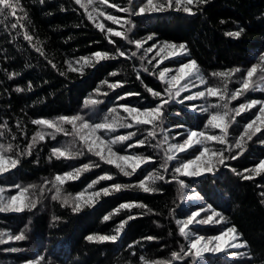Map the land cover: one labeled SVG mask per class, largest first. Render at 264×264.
<instances>
[{
	"label": "trees",
	"instance_id": "1",
	"mask_svg": "<svg viewBox=\"0 0 264 264\" xmlns=\"http://www.w3.org/2000/svg\"><path fill=\"white\" fill-rule=\"evenodd\" d=\"M144 2L133 0V7ZM109 3L128 6V0H109ZM18 4L17 17L24 27L10 28L12 23L17 22L11 16L0 23V125L4 122L8 125L7 129L0 127V132H4L0 136V143L14 145V151L9 155L25 149L37 131L54 133V129L33 124L34 119L56 120L60 116L81 115L89 123H103L106 119L111 122L118 114L121 123L131 122L126 119L121 105L140 109L155 107L159 101L146 90L145 85L162 92L166 85L158 74L163 68L177 67L194 59L209 80H219L211 76L213 72L239 68L241 71L231 77L235 90L241 87L251 67L257 66L260 75L261 69H264L261 61V57H264V0H208L193 7L195 15L173 7L153 14L146 12L129 16L110 8L123 21L132 20L135 26L128 33L131 39L146 40L148 36H153L141 49L117 36L111 37L114 44L109 43L107 33L95 27L87 18L84 8L75 0H44L43 3L40 0H18ZM128 27L130 25L124 24L121 32H126ZM241 28L244 31L239 38L227 35ZM25 32L32 36L31 42L24 39ZM164 42L177 46L184 44L187 51L181 60L168 61L162 68L148 63V52L144 48ZM37 48L42 49L43 55L36 51ZM117 49L126 55L119 57ZM98 51L117 58L99 63L93 61L94 66H85L82 72L69 70V61L78 68L77 60L91 57ZM132 52H136L135 57L131 55ZM142 56L144 59H141ZM144 68L149 71L145 72ZM113 72L117 75H110ZM12 73L16 75L10 79ZM105 80L109 83L119 81L123 86L111 89L102 83ZM17 88L24 91L18 92ZM129 92L139 95L126 96ZM87 99H96L101 103L86 107L84 102ZM253 99L264 100V92L250 90L238 105ZM186 105L187 102L180 103L178 100L165 105L162 124L165 131L157 129V136L148 137L143 147L130 148L128 145L145 139L152 129L151 125L117 127L115 131L102 132L108 139L136 133L131 140L115 144L120 153L153 158L133 175L125 176L115 165L89 152L83 142L71 134L70 124L62 125L69 132L68 135L55 133V139L51 135L46 136L45 140L35 145L31 156L20 157L16 168L0 174V189H6L10 196L18 194L17 185L21 188L29 185L44 188L42 194L39 188L30 189L28 193L33 199L39 197L35 208L23 212H0V232L12 236L23 232L26 236V239L19 241L8 240L7 235L4 236L6 242L0 244V264H35L36 261L40 264H144L141 257L147 261L169 260L172 252L179 251L181 245L187 248L190 243L189 239L179 234L176 221L186 219L201 207L208 209V206L219 212L224 222L193 225L190 232L210 237L235 225L249 245L235 251L247 255L236 256L230 250L218 255H206L205 259L186 256L174 264H260L264 260V203L261 202L264 196L260 195L264 192V173L250 180L243 179L237 173H243L244 169L253 168L264 160V143L261 142L264 131L247 142L244 156L230 159L224 164L228 168L223 165L212 174L195 178L175 174L174 168L196 153L194 149H189L170 161L168 171L164 172L160 165L165 160L164 151L168 142L157 148L150 145L162 143L165 135L172 142L183 141L189 131L203 127L207 117L189 112ZM113 108L117 109V113L111 112ZM245 118L237 126L236 135L242 132ZM54 147H68L72 152L82 154L72 159H49ZM237 151L239 149L236 154ZM85 164L92 165L91 169L82 172L78 179L64 183L62 196L92 193L111 188L116 183L135 186L153 172L163 174L165 180L156 181L154 187L159 191L146 193L138 187L123 188L94 198L93 204H84L79 212H73L61 200L51 198L55 195V188L50 182L54 181L56 175L72 172ZM105 174L113 179L102 180L89 187ZM174 176L176 179H173ZM178 180H183L186 187L182 188ZM191 195L198 197L192 199ZM125 203L143 204L147 208L121 209L116 214L115 210ZM205 214H210V210L202 213V217ZM109 215L111 218L105 220L104 217ZM129 216L135 218L128 220L123 230L117 233L121 221ZM89 235H118V238L114 242L97 243L88 241ZM149 236L155 239H145Z\"/></svg>",
	"mask_w": 264,
	"mask_h": 264
},
{
	"label": "snow or ice",
	"instance_id": "2",
	"mask_svg": "<svg viewBox=\"0 0 264 264\" xmlns=\"http://www.w3.org/2000/svg\"><path fill=\"white\" fill-rule=\"evenodd\" d=\"M41 3L44 0H40ZM208 0H145L144 3L139 4L135 8L133 7V0H128L127 7H121L115 3H109V0H98L99 5H108L111 8L117 9V11L128 13L129 16H138L144 14L146 12H162L168 9L175 7L176 10H182L184 12L195 15L193 11V7H198L201 4L207 3ZM75 3L84 8L85 13L87 14V18L95 24V27L98 28L101 32L107 33V38L109 43H115L114 40L111 39L112 36L121 37L124 40H127L129 44H134L137 49H141L148 40H152L153 36H148L146 40H134L128 36V33L132 31L134 28V23L131 19H125L123 21L124 24L130 25L127 28L126 32L116 31L111 27L106 28L103 22H96L97 17L103 16L107 20L112 21L114 24L121 23V19L117 16L111 15L103 10L99 6H97V0H75ZM91 6V11L89 7ZM19 7L18 0H0V23H3L8 16H11L17 22L12 23L10 28L15 29L18 26L24 27V25L19 24V17H17V9ZM27 18L26 15L24 17ZM244 29L241 28L235 32L227 33L228 36L239 38L243 33ZM24 39L29 42L32 41V36L28 35L27 32L24 33ZM157 46L153 45L145 49V52H153L156 50ZM177 49H179L177 51ZM166 50H170L166 53ZM36 51L41 52L43 55V51L41 48H37ZM186 45L180 44L177 46L174 43L164 42L162 46H159L158 50L155 51V56L152 59H155L157 56H160V63L163 60L168 59L170 56L180 55L181 52H186ZM161 53H165V55L161 56ZM117 55L119 57H124L126 53L124 51H120L117 49ZM131 55L133 57L136 56V52H132ZM117 56H114L107 52H95L91 57H81L75 63L80 65V67H74L72 62L69 61V70L70 71H83L85 66H94L93 61L99 63L102 60L107 59H115ZM141 59H144L142 56ZM262 63H264V57H261ZM152 61L149 60L148 63ZM158 66V65H157ZM55 67V65H53ZM144 71H149L148 68H144ZM171 69H163L159 72L158 78L164 82L167 86L165 89L161 91H155L152 88L147 87L145 85L146 90L155 98L158 99L159 103L152 108H146L141 110L140 108L131 107L128 105H121V108L125 113H127V118L131 122L129 123H121L118 114L117 117L114 118L111 122H108L107 119L103 123H89L84 119L81 115L74 116H60L56 120H47V119H34L32 123L42 128L54 129V133H45L44 131H37L35 135L31 139V143H29L25 149L20 151L15 155H9V153H13L14 145L12 143L3 144L0 143V174L8 172L10 169L16 168L20 163V157L24 155L31 156L32 149L35 145L45 140L46 136L51 135L52 139H55V133L63 132L65 135H68L69 132L62 127L63 124H70L72 126V133L74 136H77L80 141L83 142L84 146L87 148L89 152H92L94 155L98 156L101 160L105 161L108 164L115 165L116 168L120 170L125 176L133 175L136 170L143 163H147L153 158L150 156H144L142 154L136 155H121L112 150V146L117 143H123L125 141L131 140L133 136L136 135L135 132H130L127 135H118L112 139L106 140L103 137L96 135L100 130L105 131H115L117 127H126L131 128L135 125H151L152 129L148 131L147 137L145 139L137 140L135 144H129L128 147H143L148 139V137L155 138L157 136V129L163 132L165 129L162 127L163 118H164V108L165 105H168L173 100H176L180 97L181 92H190L191 89L189 87V82H191L192 87H197L198 85L195 81H199L200 85H207V79L201 74L199 65L197 62L192 59L186 63H182L178 69L175 70V74L169 76L168 73L171 72ZM241 71L239 68L229 69L227 71L221 72H213L211 76L217 77L222 81L221 85L217 86H209L206 87L204 91H198L192 93L190 95L184 96L183 99H180L179 102L183 103L185 100L192 101L196 99H201L205 97H217L222 103L215 104L211 107L213 108H221L222 111H214L209 120L208 125L212 128H216L220 130V135H208L204 131H189L187 134V138L183 140L182 143L169 144L168 147L164 151L165 160L160 165V167L164 170V172L168 171V163L170 161L177 159V154L182 152H187L189 149L194 148L198 145H204L207 141H215L221 145H225L226 147L210 150L208 147H204L199 151V154L194 157V159L184 161L179 164V166L174 168V173L179 176H200L204 173H211L216 168L217 165H224L225 161L228 159H238L239 156H242L244 152L247 150L246 144L248 141H251L254 136H257L258 133L264 131V100H256L253 99L247 103L240 104L237 108H230L229 103L231 100H236L240 96H242L245 92L251 90L254 86L253 76L257 73V66L251 67L246 72V76L242 81V85L240 88L236 89L234 92L229 94L228 91V83L230 79L235 73ZM63 75V73H61ZM155 74V73H154ZM16 73L10 74L9 78L11 79L15 76ZM110 75H117V73L113 72ZM140 76L137 74V79ZM261 80H264V69H261ZM106 84L109 88L115 89L118 87H122L121 82L109 83L107 80L102 82ZM31 89V85L29 84V90ZM16 91L22 92L24 89L17 88ZM99 91V89H97ZM107 95V93H104ZM139 95V93H127L126 96ZM125 97H120V99H124ZM85 106L96 105L101 103V101L96 99H87L85 100ZM259 105L257 112L248 123L245 124L242 132L236 138L234 144L229 143L228 140V129L231 127L232 123L235 122V117L240 116L242 113L246 111H250L254 108H257ZM193 108L196 106L193 105ZM203 111L207 112L208 108H203ZM112 113H117V109H111ZM19 127V123L17 124ZM5 129L8 128L7 122H4L3 125H0ZM182 127V126H178ZM87 130V131H86ZM10 131V129H9ZM4 132H0V136H3ZM15 139V136L12 137ZM168 137L164 136L163 142L150 145L154 148L162 147L164 143H167ZM264 143V140L261 141ZM18 147V146H17ZM233 148L239 149L240 151L235 155H225V152L232 153ZM105 149L107 150L105 152ZM82 153H74L68 147H54L51 149V156L56 159L65 158L72 159L76 155H80ZM92 165L85 164L81 168H76L72 172H66L64 174H58L55 176L54 181L52 183L53 188H55V195L51 198L53 200H61L64 206L71 207L73 212H79L84 204L91 205L95 202L94 198H98L101 195L107 196L110 195L112 191H120L123 188L128 187H138L143 192H156L159 191L158 188L154 187L156 181L165 180V176L158 172H153L148 175L144 180H141L138 185H122V184H113L111 188H102L99 191L92 192L87 195V200H85V192H80L75 196H62V186L64 183L70 180L78 179L82 172L89 171ZM130 169V171L128 170ZM235 172V169H233ZM244 172L250 173L249 175H244L243 173H237V175H241L243 179L250 180L253 179L254 176H258L261 173H264V160H261L255 167L250 169H244ZM113 177L111 175H102L97 178V180L93 181L89 187H93L95 184L99 183L102 180H112ZM173 179H176L174 176ZM178 183L181 187H186L183 180H178ZM17 195H13L8 197L7 199L3 197V190L0 189V212H23L25 209L31 210L36 207L39 197L33 199L28 195L30 189H38L41 194L44 191V188H40L37 185H29L27 187H20ZM46 187V186H45ZM264 196V192L260 194ZM83 202V203H81ZM264 203V201H261ZM133 207H143L147 208L146 205L136 204V203H125L121 204L116 210L115 213L118 214L121 209H131ZM210 210V214L202 217V213H205ZM151 211V210H149ZM111 215L105 216V220H109ZM134 216H129L127 219L121 221L119 227L117 228V233L123 230L124 225L128 223V220L134 219ZM219 218V219H217ZM58 219V218H54ZM224 222V218L221 216L219 212L215 210H211V206H208V209L203 207L199 208L196 211L191 212L186 219L177 220L176 223L178 225L179 234L185 239H189L190 243L185 248L184 245L180 246L179 251H174L171 253V259L169 260H156V261H147L143 257L141 260L144 261V264H174L175 261L183 260L186 256H195L200 257L205 252H224L228 249H237V248H247L249 247L248 242L243 240V234L240 233L235 225L227 227L224 231H222L219 235H215L212 237H204V236H196L194 239H191V233L189 231L190 226L193 225H212L219 224ZM8 237V240H24L26 236L23 232L18 235L12 236L10 234L0 232V244L5 243L4 236ZM118 235H89L87 240L90 242L103 243L106 241H116ZM145 239L153 240L155 237H146ZM15 251V249H11ZM234 255L246 256L247 253H234ZM43 259V258H41ZM31 264V262H30ZM35 264H40L39 261H36ZM260 264H264V260L260 261Z\"/></svg>",
	"mask_w": 264,
	"mask_h": 264
},
{
	"label": "rangeland",
	"instance_id": "3",
	"mask_svg": "<svg viewBox=\"0 0 264 264\" xmlns=\"http://www.w3.org/2000/svg\"><path fill=\"white\" fill-rule=\"evenodd\" d=\"M97 6H99L100 8H101V10H103V11H105V12H107V13H109V14H111V15H114V16H117V15H115L114 13H113V11H110L111 9V7H109L108 5H99L98 4V0H97ZM89 10L91 11L92 9H91V6L89 7ZM154 12H152V14H153ZM118 18H120L119 16H117ZM121 19V23H119V24H114L112 21H110V20H107L105 17H103V16H99V17H97V21L96 22H103L104 23V25H105V27L106 28H108V27H111V28H113L114 30H116V31H120L121 32V30H122V28H123V26H124V23H123V18H120ZM163 44H157L156 46H157V48H156V50H158V48H159V46H162ZM144 49H147V48H144ZM156 50H154L153 52H148V56H147V60L149 61V60H151L152 62H151V64H153L154 66H157L158 65V67L159 66H161V68L162 67H165V64H166V62H168V61H171V60H176V59H178V60H181L182 59V56H184L185 55V52H181V54L180 55H176V56H170L168 59H165V60H163V62L162 63H160L159 61H160V59H161V57L160 56H157L155 59H152L153 58V56H155V51ZM179 49H177V51H178ZM170 50H166V53L167 52H169ZM163 55H165V53H161V56H163ZM181 65V64H180ZM180 65L179 66H177V67H171V68H167V69H171L172 71L171 72H169L168 73V75L169 76H171V75H173V74H175V70L176 69H178L179 67H180ZM163 69H165V68H163ZM162 69V70H163ZM161 70V71H162ZM201 72V71H200ZM201 74L207 79V81H208V83H207V85H200L199 84V81H195V83L198 85L197 87H192V85H191V82H189V87H190V89H191V91L190 92H181V94H180V97H178L176 100H178V102H179V100L180 99H183V97L184 96H187V95H190V94H192V93H195V92H198V91H204L205 89H206V87H209V86H217V85H221L222 84V81L219 79V80H209L202 72H201ZM253 82H254V86H253V88L251 89V90H259V91H262V92H264V80H261V75H260V73L259 72H257V73H255L254 74V76H253ZM164 83V82H163ZM165 84V83H164ZM166 85V84H165ZM167 86V85H166ZM228 91H229V94H231L232 92H234L235 91V89H234V87H233V85L231 84V79H230V82L228 83ZM250 91V90H249ZM249 91H247V92H249ZM247 92H245L242 96H240L238 99H236V100H231L230 101V103H229V107L230 108H237V107H239V105H238V102H240L241 101V99L244 97V95L247 93ZM184 102H187V110L189 111V112H195L196 114H199V115H205V116H207L206 117V119H205V123H204V126L203 127H201V128H199L198 130L199 131H204V132H206L208 135H220V130H218V129H216V128H212V127H210L209 125H208V120H209V118H210V116H211V114L214 112V111H222V109L221 108H213V107H211L212 105H215V104H221L222 102L217 98V97H205V98H201V99H196V100H192V101H188V100H185ZM244 103H247V102H242L241 104H244ZM193 105H195L196 107L195 108H193L192 106ZM258 107H259V105L257 106V108H254V109H252V110H250V111H246V112H244V113H242L240 116H237V117H235V122L234 123H232V127H230L229 129H228V140H229V143H231V142H233V143H231V144H234V142H235V138H237L239 135H235L234 134V132H235V130H236V128H237V126H240V124L242 123L241 122V120L243 119V118H245V120H246V123H248L252 118H254V115H255V113L257 112V109H258ZM203 108H208V111L207 112H205V111H203L202 109ZM121 110H123L122 108H121ZM141 110H143V109H141ZM124 112V111H123ZM125 113V112H124ZM126 115H128L127 113H125ZM247 115V116H246ZM245 123V124H246ZM234 124V125H233ZM245 124H243V128H244V126H245ZM206 125V126H205ZM208 125V126H207ZM233 128H234V130H233ZM209 129V130H208ZM211 129H214V130H211ZM198 130H196L197 132H199ZM87 131V130H86ZM104 130H100L98 133H96V135H99V136H101V137H103L104 139H106V140H109L107 137H106V135H103V132ZM232 131H234V132H232ZM188 132V131H187ZM188 134V133H187ZM230 135V136H229ZM235 135V136H234ZM232 139V140H231ZM168 143H167V145H166V147H168V145L169 144H176V143H182L183 141H181V140H178L177 142H172V141H170V140H168L167 141ZM209 144V145H208ZM208 147L210 150H217V149H221V148H224L225 147V145H219L217 142H215V141H207V143L206 144H204V145H198V146H195L194 148H192L191 150H193L194 149V151H196V153H194V155L190 158V159H187V160H191V159H194V157L196 156V155H198L199 154V151L200 150H202L204 147ZM220 146V147H219ZM210 147H212V148H210ZM213 147H215V148H213ZM234 150L232 151V153H230L231 155L233 154L234 155V153L236 152V150H238V149H235V148H233ZM112 150L114 151V152H117V153H119V154H121V155H133V154H124V153H120V152H118L117 150H116V147H115V145H113L112 146ZM107 150L105 149V152H106ZM188 153H191V151L190 152H188ZM229 153L228 152H225V155H228ZM229 154V155H230ZM178 155V154H177ZM187 160H184V161H187ZM228 160H230V159H228ZM228 160H226L225 161V163L228 161ZM174 161V160H173ZM183 161V162H184ZM176 162V161H175ZM178 163L180 162V161H177ZM182 163V162H181ZM145 163H143V164H141V166H143ZM180 164V163H179ZM113 165V164H112ZM140 166V167H141ZM221 166H223V165H217V168L213 171V172H215L219 167H221ZM227 165H224V168H227L226 167ZM139 167V168H140ZM138 168V169H139ZM137 169V170H138ZM129 171H130V169H128ZM136 170V171H137ZM213 172H211V173H204L203 175H205V174H212ZM203 175H200V176H203ZM200 176H190V177H200ZM3 190V192H2V195H3V197L4 198H8V197H11L7 192H5L6 191V189H2ZM88 194H90V193H87L86 195H85V200H87V195ZM192 196V199H195L196 198V196L195 195H191ZM191 227V226H190ZM191 229V231H193L192 230V228H190ZM190 229H189V231H190ZM191 233V232H190ZM196 236H198V235H196L195 233L194 234H192L191 233V239H194ZM200 236V235H199ZM204 237H209V236H204ZM210 237H212V236H210ZM237 249H239V248H237ZM237 249H228V250H226V251H230V250H232V252H234V253H239V252H236L235 250H237ZM222 252H218V253H216V252H205V253H203V255L202 256H200L199 258H201L202 257V259H205L206 258V255H218V254H221ZM236 256H238V255H236Z\"/></svg>",
	"mask_w": 264,
	"mask_h": 264
},
{
	"label": "bare ground",
	"instance_id": "4",
	"mask_svg": "<svg viewBox=\"0 0 264 264\" xmlns=\"http://www.w3.org/2000/svg\"><path fill=\"white\" fill-rule=\"evenodd\" d=\"M234 125V124H233ZM206 126V125H205ZM208 126V125H207ZM232 127V126H231ZM192 129V128H191ZM209 130V129H208ZM211 130H214V129H211ZM219 130V129H218ZM233 130H234V128H233ZM237 130V129H236ZM199 131V130H198ZM200 132V131H199ZM232 132H234V131H232ZM229 133V132H228ZM235 134V133H234ZM236 135V134H235ZM234 135V136H235ZM230 136V135H229ZM236 139V138H235ZM232 140V139H231ZM260 140V139H259ZM207 143V142H206ZM205 143V144H206ZM231 143H233V142H231ZM219 144V143H218ZM248 144V143H247ZM209 145V144H208ZM220 145V144H219ZM257 146H258V144H257ZM220 147V146H219ZM226 147V146H225ZM210 148H212V147H210ZM213 148H215V147H213ZM216 150V149H215ZM234 150V149H233ZM240 151V150H239ZM239 151H237V152H239ZM255 152V151H254ZM230 154V153H229ZM228 154V155H229ZM234 154H236V153H234ZM247 154V153H246ZM252 154H254V153H252ZM233 155V154H232ZM244 156V155H243ZM250 156V155H249ZM255 156V155H254ZM240 158V157H239ZM244 158V157H243ZM249 160V159H248ZM229 161V160H228ZM239 161V160H238ZM230 162H232V161H230ZM227 163V162H226ZM239 163V162H238ZM221 167H223V166H221ZM228 168V167H227ZM222 169V168H221ZM230 169V168H229ZM218 170H220V169H218ZM222 171V170H221ZM224 171V170H223ZM241 171V170H240ZM225 172V171H224ZM233 173V172H232ZM243 173H245V172H243ZM229 175V174H228ZM232 175V174H231ZM236 176V175H235ZM233 179V178H232ZM242 180V179H241ZM234 181V180H233ZM256 183V182H255ZM264 185V184H263ZM262 186V185H261ZM259 188V187H258ZM263 191V190H262ZM211 196V195H210ZM196 197H198V196H196ZM205 199V198H204ZM202 201V200H201ZM199 202V201H198ZM200 204V203H199ZM198 204V205H199ZM202 204V203H201ZM194 205V204H193ZM196 206V205H195ZM203 206V205H202ZM198 207V206H197ZM200 207V206H199ZM220 207V206H219ZM208 208V207H207ZM221 209V208H220ZM225 211V210H224ZM232 211V210H231ZM209 212V211H208ZM223 213V212H222ZM227 214V213H226ZM206 215V214H205ZM225 217H226V215H225ZM222 226V225H221ZM264 257V256H263ZM247 258V257H246ZM255 258V257H254ZM252 259V258H251Z\"/></svg>",
	"mask_w": 264,
	"mask_h": 264
}]
</instances>
